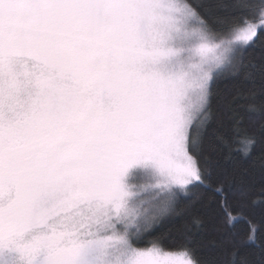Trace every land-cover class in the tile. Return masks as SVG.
<instances>
[{
    "label": "snow or ice",
    "instance_id": "snow-or-ice-1",
    "mask_svg": "<svg viewBox=\"0 0 264 264\" xmlns=\"http://www.w3.org/2000/svg\"><path fill=\"white\" fill-rule=\"evenodd\" d=\"M229 6L210 21L189 0H0V264H207L186 237H144L207 179L213 85L243 72L264 86L245 61L264 0ZM233 117L247 157L256 137ZM259 229L220 264H264Z\"/></svg>",
    "mask_w": 264,
    "mask_h": 264
},
{
    "label": "trees",
    "instance_id": "trees-1",
    "mask_svg": "<svg viewBox=\"0 0 264 264\" xmlns=\"http://www.w3.org/2000/svg\"><path fill=\"white\" fill-rule=\"evenodd\" d=\"M202 15L211 21L215 17L237 14L229 6L230 0H189ZM223 5V6H221ZM264 64V32L246 49L245 61ZM250 90L258 92L256 102L260 110L249 111ZM212 116L202 134L200 158L208 169L203 185L181 196L175 211L161 217L144 237V244L153 237H161L166 249L174 250L184 241L207 264H220L219 258L231 249V242L248 235L250 224H259L258 235L264 239V168L259 166L264 157V86L254 74L245 78L241 72L225 77L213 85ZM233 111L242 117L240 135L254 134L256 144L250 155L240 151L239 136L233 131ZM230 179V182H229ZM243 185L247 195L241 198L235 190ZM255 201V203H253ZM194 219L199 223H194ZM254 248V245L248 246Z\"/></svg>",
    "mask_w": 264,
    "mask_h": 264
},
{
    "label": "rangeland",
    "instance_id": "rangeland-1",
    "mask_svg": "<svg viewBox=\"0 0 264 264\" xmlns=\"http://www.w3.org/2000/svg\"><path fill=\"white\" fill-rule=\"evenodd\" d=\"M137 183L139 184H150L152 183L151 181L149 180H146V179H141V180H138L136 181ZM155 196V191L153 188L151 187H146L142 192H141V198L146 202V204L148 203H151L152 201V198ZM151 246V245H150ZM165 250H169V249H166ZM173 250V249H172Z\"/></svg>",
    "mask_w": 264,
    "mask_h": 264
}]
</instances>
